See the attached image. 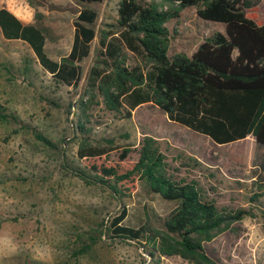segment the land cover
Instances as JSON below:
<instances>
[{"label": "trees", "instance_id": "1", "mask_svg": "<svg viewBox=\"0 0 264 264\" xmlns=\"http://www.w3.org/2000/svg\"><path fill=\"white\" fill-rule=\"evenodd\" d=\"M103 1L78 0L81 8L74 20V41L60 61L45 51L51 27L40 12L35 22L25 24L1 8L0 26L7 38L27 41L56 80L77 84L83 77L82 62L91 55L98 35L99 12L92 5ZM256 4L257 0H120L117 29L100 34L95 65L86 75L74 126L81 137L78 156L89 161L88 171H76L85 182L109 190L119 200L141 183L148 192L175 202L160 225H124L128 212L123 208L108 228L112 238L141 243L150 256L148 264H162L163 256H180L193 264H221L209 254L206 243L253 214L244 208L220 207L199 176H194L199 168L201 174L208 171L215 178L212 166L180 148H172L176 154L170 160L167 151L171 146L164 139L143 136L134 162L125 161L131 151L128 147L122 149L117 162H100L115 147L113 140L89 136L88 111L102 101L108 110L130 118L136 107L152 102L170 120L207 135L216 144L253 135L264 145V23L247 13ZM190 8H196L204 21L223 23L224 30L214 32L190 55H171L170 23L179 22ZM127 51L139 60L128 62ZM146 121L153 128L162 124L158 119Z\"/></svg>", "mask_w": 264, "mask_h": 264}, {"label": "rangeland", "instance_id": "2", "mask_svg": "<svg viewBox=\"0 0 264 264\" xmlns=\"http://www.w3.org/2000/svg\"><path fill=\"white\" fill-rule=\"evenodd\" d=\"M32 1L34 5L29 0H0V9L10 10L25 24L35 22L37 12L43 14L44 22L51 27L45 51L51 59L60 61L71 51L74 20L81 6L78 0ZM119 2L104 0L92 5L99 12L98 35L92 43L91 55L82 62L83 77L77 84L56 80L27 41L7 38L0 26V188L31 201L28 207L14 206L16 213H9L13 215L8 222L22 230L30 228L43 241L49 235L40 220L45 205H65L66 219L56 221L67 237L62 244L66 254L62 264H148L150 256L141 243L112 238L108 228L123 208L128 214L122 223L139 228L150 222L160 225L176 205L148 192L141 183L119 200L109 190L85 182L107 194L104 203L96 208L73 209L67 202L63 183L53 180L54 175L79 177L77 169L88 171L85 166L89 161L78 156L81 137L74 132L77 103L83 98L86 75L95 65L100 34L117 29ZM247 13L264 23V0H257ZM169 27L171 55L177 52L190 55L214 32L224 30L223 23L198 17L196 8L185 10L181 20L171 22ZM127 53L128 62L139 60L132 52ZM88 115L89 136L99 141L113 140L115 147L100 162H117L125 147L131 149L126 163L136 161L141 139L152 135L169 142L170 160L176 154L172 148H180L212 166L215 178L208 171L201 174V169L194 170V176H199L210 196L220 207L244 208L253 215H247L207 242V251L221 264H264V145L258 144L253 136L247 138L250 141L216 144L207 135L170 120L152 102L139 105L130 118H123L100 101L91 106ZM149 118L158 119L161 126L153 128L146 121ZM186 173L182 169L181 174ZM252 175L256 176L255 180L250 179ZM117 255L121 257L119 262ZM162 258V264H193L180 256ZM26 262L37 264L27 252L7 259L4 264Z\"/></svg>", "mask_w": 264, "mask_h": 264}, {"label": "clouds", "instance_id": "3", "mask_svg": "<svg viewBox=\"0 0 264 264\" xmlns=\"http://www.w3.org/2000/svg\"><path fill=\"white\" fill-rule=\"evenodd\" d=\"M53 180L63 183L67 202L73 209L76 206L100 207L107 195L101 189L87 185L80 177L61 178L54 175ZM16 205L28 207L31 205V201L0 188V212L4 213L3 216H0V264H4L9 258L22 256L25 252L29 253L37 264H62L66 255L62 244L67 240V237L56 221L66 219L63 216L66 212L65 205L60 203L45 205L40 220L49 235L43 241L30 228L22 230L8 222L16 213L14 207ZM10 212L13 214H9ZM119 259L121 257L117 255V262Z\"/></svg>", "mask_w": 264, "mask_h": 264}, {"label": "crops", "instance_id": "4", "mask_svg": "<svg viewBox=\"0 0 264 264\" xmlns=\"http://www.w3.org/2000/svg\"><path fill=\"white\" fill-rule=\"evenodd\" d=\"M251 136H253V135H249L247 138H250ZM254 137V136H253ZM247 138H245V139H242V140H239V141H243V140H249L250 141V139H247ZM255 138V137H254ZM220 145V144H219ZM253 158H254V156H252ZM251 167H252V165H253V161H251ZM251 180H255L256 179V176H254V175H252V177L250 178Z\"/></svg>", "mask_w": 264, "mask_h": 264}]
</instances>
